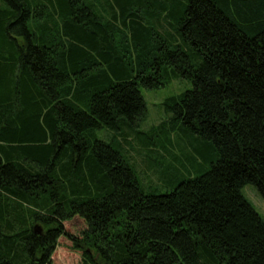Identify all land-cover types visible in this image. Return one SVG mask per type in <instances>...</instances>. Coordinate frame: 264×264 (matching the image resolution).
<instances>
[{
	"label": "trees",
	"instance_id": "16d2710c",
	"mask_svg": "<svg viewBox=\"0 0 264 264\" xmlns=\"http://www.w3.org/2000/svg\"><path fill=\"white\" fill-rule=\"evenodd\" d=\"M174 78L136 139L190 152L145 185L118 136ZM248 183L264 199V0H0V264H52L61 236L79 264H264Z\"/></svg>",
	"mask_w": 264,
	"mask_h": 264
},
{
	"label": "rangeland",
	"instance_id": "374dc122",
	"mask_svg": "<svg viewBox=\"0 0 264 264\" xmlns=\"http://www.w3.org/2000/svg\"><path fill=\"white\" fill-rule=\"evenodd\" d=\"M191 88V83L187 79L174 78L155 89L140 87V91L146 103V115L137 121L135 131L124 130L125 135L118 136L132 164L135 165L138 175L145 185H155L159 182L157 170L166 165L175 164L178 159H182L185 154L190 152V147L183 144L182 140L188 141V135L183 131H172V145H168L166 151L157 150L153 147L148 153H145L141 143L136 139L137 135L143 136V133L158 134L161 126H167L168 115L166 114L163 102L169 96L183 92ZM117 135L113 130L101 128L95 130V137L107 140ZM156 138V136L154 137ZM182 144H175L176 140ZM157 152V153H156ZM243 195L253 204L258 213L264 218V199L259 194L253 184H246L242 188ZM85 222L79 216L73 217L64 223L65 229L73 234H78L84 227ZM52 264H79L80 251L72 248L70 241L61 236L58 238L57 246L51 256Z\"/></svg>",
	"mask_w": 264,
	"mask_h": 264
},
{
	"label": "water",
	"instance_id": "95a60500",
	"mask_svg": "<svg viewBox=\"0 0 264 264\" xmlns=\"http://www.w3.org/2000/svg\"><path fill=\"white\" fill-rule=\"evenodd\" d=\"M33 229L35 233H41V226L39 224H35Z\"/></svg>",
	"mask_w": 264,
	"mask_h": 264
},
{
	"label": "flooded vegetation",
	"instance_id": "af4514ba",
	"mask_svg": "<svg viewBox=\"0 0 264 264\" xmlns=\"http://www.w3.org/2000/svg\"><path fill=\"white\" fill-rule=\"evenodd\" d=\"M36 224H39L38 222ZM40 225V224H39Z\"/></svg>",
	"mask_w": 264,
	"mask_h": 264
}]
</instances>
